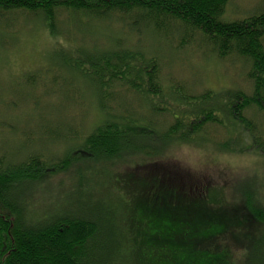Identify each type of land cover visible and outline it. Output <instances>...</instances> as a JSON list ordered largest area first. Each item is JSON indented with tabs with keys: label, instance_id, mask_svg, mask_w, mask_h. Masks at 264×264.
Segmentation results:
<instances>
[{
	"label": "trees",
	"instance_id": "trees-1",
	"mask_svg": "<svg viewBox=\"0 0 264 264\" xmlns=\"http://www.w3.org/2000/svg\"><path fill=\"white\" fill-rule=\"evenodd\" d=\"M230 1L0 0L4 28L20 12L65 41L53 48L47 67L27 73L20 85L39 88L41 73L53 85L61 77L60 92L71 101L67 85L80 76L96 116L86 128L84 122L71 126L73 117L41 126L46 141L65 146L60 155L31 152L17 160L0 149V264H120L124 249L139 240L151 264H230L235 246L243 251L241 264H264V198L255 182L239 200L224 202L209 184L190 186L170 170L152 168L157 161L141 162L188 143L264 155V0L260 12L225 20ZM97 25L108 33L102 45L83 39ZM198 39L211 56L238 58L249 89L194 92L195 80L163 79L168 64H161L157 43L177 55ZM125 162L135 165L133 173L111 176L134 212L129 235L102 216L111 211L104 201L114 199L108 188L96 203L99 216L52 207L49 199L41 213L35 208L33 192L53 175L102 172ZM144 168L148 174L133 176Z\"/></svg>",
	"mask_w": 264,
	"mask_h": 264
},
{
	"label": "rangeland",
	"instance_id": "rangeland-1",
	"mask_svg": "<svg viewBox=\"0 0 264 264\" xmlns=\"http://www.w3.org/2000/svg\"><path fill=\"white\" fill-rule=\"evenodd\" d=\"M262 8L260 0H231L226 6L223 19H244L260 12ZM9 17L10 22L7 24L10 26L4 28L6 27L4 23H0L2 34L0 40L4 46L0 49V149L7 152L9 159L17 160L31 152L60 155L65 146L62 143L53 144L46 141L45 137L40 134L41 126L44 124L54 126L57 121L68 122L73 117V121L68 123L74 128H78L75 124L83 122L86 123L85 128L89 127L96 122L92 109L93 101H91L90 94L84 91L85 83L80 76L75 78V84L67 85L71 101L65 100L64 94L60 92L64 89L61 84L65 85L61 77H58L57 81H54L57 84L53 85L51 75L41 73L39 79L36 78L41 85L39 88L36 86V89L31 90V88L20 85V79L24 80L27 73L37 72L47 67L48 63L52 62L49 59L52 58L53 48L65 41L61 37L60 39L52 37L30 15L14 12ZM88 31H90L88 37L84 35V38L82 36L79 38L89 42L96 41L102 45L105 42V36H108L102 25L92 27ZM64 33L70 35L68 32ZM71 34L78 36L75 32ZM13 40L16 43H13ZM160 43L156 46L157 55L161 59V64H168L166 68L162 67L163 79L173 82L187 81L186 79L195 80L198 84L194 92H201L205 88L213 91L227 88H240L245 91L249 89V82L238 58H231L234 61L231 59L222 61L211 56V48L199 39L196 44L193 42L194 50L180 49L177 55L172 54L169 47H163ZM76 87L81 88V94L78 96L75 94ZM46 93H49V96H46ZM260 119L263 122V119ZM154 161L159 163L152 168L159 171L170 170L173 176L182 180L181 182L188 184L191 181L190 186L193 183H203L204 186L209 184L214 190L220 191L224 202L232 201V199L239 200L240 192L249 190V182H255V186L260 190V196L264 198V155L251 149L243 154H235L219 151L215 146L205 148L188 143L169 149L166 155L156 159H143L141 162L155 163ZM134 167L135 165L132 166L125 162L109 166V169L102 172L83 170L77 173V170H73L71 175L70 173L64 174L65 172L53 175L48 179V183L39 184L40 186L33 192L35 208H38V212L41 213L47 208L46 200L49 199V202L54 203L52 207L65 204L75 213L84 212L88 215L99 216L96 203L100 201V193L108 191V188L114 199L110 201L108 197L107 201H104L105 206L110 207L111 211H104L102 216H106L105 219L109 218L110 223L118 226L117 232L129 235L131 232L130 218L134 212L129 208L123 193L115 189V179L111 174L115 175L114 177L124 178L133 173ZM145 174H148L146 168L139 169L133 176H144ZM126 183L128 186L131 185L129 181ZM23 190L27 194L31 189L25 187ZM143 226L144 232H152L149 225ZM132 232H135L134 229ZM140 242L141 240L138 244L131 245L129 249H124L123 262L120 264H151L154 259L149 255L146 256ZM232 250L230 264H241L242 249L240 246H235Z\"/></svg>",
	"mask_w": 264,
	"mask_h": 264
}]
</instances>
